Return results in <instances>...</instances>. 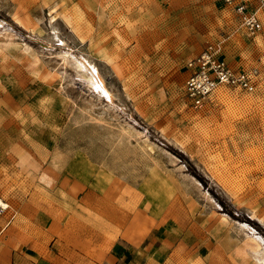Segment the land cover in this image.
Listing matches in <instances>:
<instances>
[{
  "label": "rangeland",
  "instance_id": "1",
  "mask_svg": "<svg viewBox=\"0 0 264 264\" xmlns=\"http://www.w3.org/2000/svg\"><path fill=\"white\" fill-rule=\"evenodd\" d=\"M213 1L0 0L1 226L138 212L174 264H264V12L251 32ZM214 41L258 89L195 108L186 64Z\"/></svg>",
  "mask_w": 264,
  "mask_h": 264
},
{
  "label": "crops",
  "instance_id": "2",
  "mask_svg": "<svg viewBox=\"0 0 264 264\" xmlns=\"http://www.w3.org/2000/svg\"><path fill=\"white\" fill-rule=\"evenodd\" d=\"M213 2L221 12L236 18L221 2ZM16 15L24 18L18 12ZM223 54L235 67L244 64L235 58L228 59L224 51ZM30 206L26 203L25 209ZM33 210L36 212L32 217L11 219L0 225V264L175 263L174 241L165 234L164 224L155 216L146 218L144 225L143 213L137 212L120 229L115 220L118 215L115 213L113 217L107 211L101 212L103 219L93 224L85 218L66 217L59 203L54 213L43 203Z\"/></svg>",
  "mask_w": 264,
  "mask_h": 264
},
{
  "label": "built area",
  "instance_id": "3",
  "mask_svg": "<svg viewBox=\"0 0 264 264\" xmlns=\"http://www.w3.org/2000/svg\"><path fill=\"white\" fill-rule=\"evenodd\" d=\"M236 15L243 27L251 32L262 29L260 13L264 0H216ZM184 90L195 108L203 106L222 87L254 93L258 89V73L253 67L230 64L223 54L221 41L209 42L198 55L191 58Z\"/></svg>",
  "mask_w": 264,
  "mask_h": 264
},
{
  "label": "bare ground",
  "instance_id": "4",
  "mask_svg": "<svg viewBox=\"0 0 264 264\" xmlns=\"http://www.w3.org/2000/svg\"><path fill=\"white\" fill-rule=\"evenodd\" d=\"M25 23H26V21H25ZM98 80V82L100 83V81H99V79H97ZM3 202H1L0 204H2Z\"/></svg>",
  "mask_w": 264,
  "mask_h": 264
}]
</instances>
